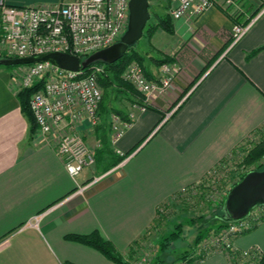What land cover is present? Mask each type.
<instances>
[{
  "label": "crops",
  "instance_id": "0c3cea01",
  "mask_svg": "<svg viewBox=\"0 0 264 264\" xmlns=\"http://www.w3.org/2000/svg\"><path fill=\"white\" fill-rule=\"evenodd\" d=\"M3 1L34 8L66 0ZM237 5L239 24L264 10V0H237ZM237 10L216 5L196 18L171 16L173 33H159L157 45L163 58H173L171 64L180 68L176 80L144 112L137 107L145 97L116 91L120 112L129 119L135 114L116 143L111 142V109L99 111L97 126L81 120L78 132L95 156L108 131L112 153L126 157L119 168L110 167L113 156L104 163L96 159L94 167L75 179L57 152L65 131H31L18 99L15 69L0 67V264H117L66 238L94 232L128 261L133 245L157 221L160 207L264 129V11L232 44L236 24L227 11ZM145 58L148 78L157 81L160 66L152 55ZM170 109L176 110L163 123ZM234 244L238 251L264 256V220ZM197 264L230 263L225 254L215 253Z\"/></svg>",
  "mask_w": 264,
  "mask_h": 264
},
{
  "label": "built area",
  "instance_id": "2783aa9c",
  "mask_svg": "<svg viewBox=\"0 0 264 264\" xmlns=\"http://www.w3.org/2000/svg\"><path fill=\"white\" fill-rule=\"evenodd\" d=\"M168 1L170 14L176 20L200 17L216 5L238 9L237 0ZM129 5L130 0H66L58 5L31 8L8 6L0 0V58L24 59L47 53H67L80 59L89 57L121 41L128 28ZM263 11L247 23L234 26L232 44L238 43L250 31ZM127 70L126 79L147 102L170 87L180 73L178 66L164 64L158 80L150 81L138 63H133ZM103 73L102 66H96L87 75L83 70L67 71L49 62L21 66L14 70L19 92L42 83L41 89L33 93L30 99V110L41 134L65 131L57 152L74 179L96 164L95 152L79 134L77 125L83 119L92 126L99 125L103 94L97 77ZM137 109L144 112L147 108L142 106ZM175 110L170 109L165 114L163 123L172 117ZM130 118L133 121L135 114ZM129 127L130 124L114 115L112 142L120 140ZM118 153L125 157L121 152ZM124 163L125 159L117 168ZM218 166L209 174L217 172ZM99 179L101 177L95 178L94 182ZM185 190L186 187L181 192ZM263 219L264 205L252 208L245 218L230 222L227 229L216 235L211 245H205L209 251L201 257L221 253L226 255L230 264H260L264 256L258 251H238L234 242L253 227L259 226ZM135 262L131 264H140ZM197 263L183 261L178 264Z\"/></svg>",
  "mask_w": 264,
  "mask_h": 264
},
{
  "label": "rangeland",
  "instance_id": "374dc122",
  "mask_svg": "<svg viewBox=\"0 0 264 264\" xmlns=\"http://www.w3.org/2000/svg\"><path fill=\"white\" fill-rule=\"evenodd\" d=\"M149 3L151 16L150 26L148 25L149 29L144 32L143 37L133 48V51L142 57V64L137 60H133L127 66L122 74V79L126 83H130L128 79H126V75L128 73V67L133 63H138L146 79L150 80L145 71L148 66V60L145 56L152 55V60L154 62L155 60L161 61L165 59L160 53L157 39L159 33L167 32L164 31L162 27H159L158 15L164 16L169 13V11H164V9L158 5L159 0H149ZM162 5L165 7V4L162 3ZM240 10L239 8L237 10L239 14ZM0 67L8 70L12 69L6 66ZM100 86L103 100L101 102L102 104H100L99 111L105 109L108 112L111 109L112 111H109L110 114L111 112L122 110L120 104L116 103L118 98L116 91L125 88H121L117 82H115L111 88H106L101 84ZM150 102L151 99L148 102L145 101L144 106L146 108L150 107ZM110 133L113 137L112 130ZM263 139L264 129L258 134L256 133L254 136L248 138L243 145L238 147L236 152H234L224 164L218 166L217 172L208 174L197 183L186 187L185 192H181V194H179L180 196L178 195L173 201L166 203L163 208L161 207L162 209L160 208L157 221L153 224L149 234H147L144 240L138 241V245H133L130 253L131 258L125 263L131 264V262L135 260V263L140 264H156L159 259L164 261L165 264H178L183 261L197 263L205 258L201 257L204 252L209 251V248L205 245H211L216 239V235L225 229L223 228L216 231L221 224L216 217L221 215V207L226 203L229 196L228 191L241 175L256 171L261 165H264V160L250 166L244 164V157ZM98 149L100 148H96V150ZM263 169L264 167L260 170ZM201 217L204 218V221L207 220V222L203 223ZM179 227H181V230ZM200 228L202 229L199 230ZM172 233H179V238L175 241L165 240ZM199 233H202L204 236L199 243H196V238ZM164 242L167 244V248L162 252L161 245L164 244ZM184 255H187L186 259L182 260L181 257Z\"/></svg>",
  "mask_w": 264,
  "mask_h": 264
},
{
  "label": "trees",
  "instance_id": "16d2710c",
  "mask_svg": "<svg viewBox=\"0 0 264 264\" xmlns=\"http://www.w3.org/2000/svg\"><path fill=\"white\" fill-rule=\"evenodd\" d=\"M163 4H165V7H163ZM161 8L164 9V11L170 9V2L168 0H159V4H158ZM149 9H150V5H149ZM227 14L231 17V19L235 22V24H239V13H231L227 11ZM158 20H159V27H162L164 31H166L169 34L173 33V24H172V17L170 15V13H167L166 15H158ZM151 21L148 22L144 32L149 29V24ZM149 25V26H148ZM153 29V28H152ZM135 46V45H134ZM129 47L126 54L124 55V57H122L119 61L113 63V64H104L102 62H97L94 63L92 65H90L88 68H84L82 69L87 75L91 74L92 70L96 67V66H102L104 68V73L99 75L98 81L102 86H105L106 88H111L115 82L118 83V85L121 86V88H125L126 90H128L130 93L135 94L136 96H140L143 97L144 96L137 92L135 87L131 84V83H126L123 79H122V74L123 71H125V69L127 68V66L133 61V60H137L140 64H142V57L139 56L138 53H135L133 51V48ZM86 58H82V61H84ZM10 59H15V58H10ZM173 58L171 57H165V59L163 60H155V64L157 66H162L164 64H170L172 63ZM26 66V65H24ZM17 67H21V66H12V67H8L9 69H15ZM146 71V69H145ZM147 74V72H146ZM42 87V83L41 84H37L36 86L30 88V89H26L23 90L21 92H19L18 94V99L20 101L21 104V108L22 111L24 112V114L28 117V119L31 122V131H34L36 129H38V126L36 124L35 118L30 110V99L33 95V93H35L36 91H39ZM102 104V103H101ZM140 104H142L140 102ZM145 103L142 105L144 106ZM149 109L151 107H148ZM115 112V116H118L124 123L126 124H133V121L131 119H129L127 116H124L120 111H114ZM101 138V149L98 150V152L96 153V159L98 160V162L100 163H104V160H106L105 158L108 156H113V158L115 157V159H113V163H111L110 167H115L117 165H119L124 158L126 157H120V156H115L114 153H112L111 149H110V138H109V133L108 131H104L103 135L100 137ZM117 157V158H116ZM264 160V139L259 142L257 145L254 146V148L248 152V154L244 157V164L246 165H254V164H258L260 161ZM227 161V160H226ZM226 161L221 162L220 164H224ZM264 167V165H261L257 171H260V169ZM248 174V173H247ZM246 173L241 175L240 178L235 182V184L232 186V188L228 191V195L230 193V191L239 183L241 182L244 177L247 175ZM225 204L222 205V209H221V215L217 216L216 219H218V221L221 223L220 226L216 229L217 230H221L223 228H226L228 226V224L231 221H228L226 219V214L224 213V208H225ZM164 206V205H163ZM162 206V208H163ZM161 208V207H160ZM161 208V209H162ZM158 214H160V209L158 210ZM202 218V222L206 223L207 220L204 221V218ZM200 221V220H199ZM257 226L253 227V229H255ZM179 229L181 230V227H179ZM202 228H200L199 230H201ZM252 229V230H253ZM150 232V230H149ZM180 233V232H179ZM179 233H172L169 237H167L165 240L167 241H175L179 238ZM203 234L199 233V235L196 238V243H199L201 241V239L203 238ZM68 240L70 241H74V242H78L81 244H84L86 246L92 247L96 250H98L99 252H101L106 258H108L109 260L117 263V264H126L125 262H123L122 257L120 256V254H118V252L115 250V248L113 247V245L102 238V236L97 233L94 232L90 235H84V236H80V235H70L66 237ZM146 238V236H144L143 238H141V241L144 240ZM166 241V242H167ZM139 242H136L134 245H138ZM167 248V244H162L161 245V251L164 252ZM187 255H184L183 257H181L182 260L186 259ZM156 264H165L164 261H161L159 259L158 262H156ZM260 264H264V258L261 259Z\"/></svg>",
  "mask_w": 264,
  "mask_h": 264
},
{
  "label": "water",
  "instance_id": "95a60500",
  "mask_svg": "<svg viewBox=\"0 0 264 264\" xmlns=\"http://www.w3.org/2000/svg\"><path fill=\"white\" fill-rule=\"evenodd\" d=\"M149 5V0H130L128 28L121 41L94 53L84 61L67 53H47L24 59L0 58V66L16 67L49 62L63 70L78 72L97 62L113 64L124 57L128 48L134 46L143 37L151 18ZM258 205H264V169L249 172L231 190L224 213L228 221L234 222L245 218L250 210Z\"/></svg>",
  "mask_w": 264,
  "mask_h": 264
}]
</instances>
